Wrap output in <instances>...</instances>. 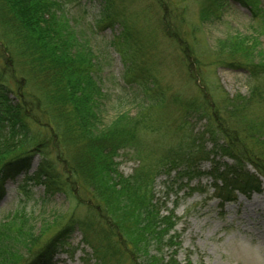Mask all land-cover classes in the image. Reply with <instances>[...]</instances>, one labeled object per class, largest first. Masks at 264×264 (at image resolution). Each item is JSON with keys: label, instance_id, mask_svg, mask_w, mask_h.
<instances>
[{"label": "trees", "instance_id": "trees-1", "mask_svg": "<svg viewBox=\"0 0 264 264\" xmlns=\"http://www.w3.org/2000/svg\"><path fill=\"white\" fill-rule=\"evenodd\" d=\"M117 1L75 0L84 13L89 11L87 3L100 5L96 30L121 27L110 45L124 60L127 81L143 87L146 102L153 106L163 110L172 102L181 106V123L176 128L181 136L176 144L156 152L150 164L142 134L150 127L151 116L146 111L121 112L109 123L103 122V91L94 75L95 54L88 39L59 12L60 2L0 0V25L11 33L9 41L0 42V59L4 60H0V198L7 182L24 173L42 184L49 196L64 193L78 199L79 205L87 201L83 215H72L51 240L34 251L31 247L39 243L40 236L26 214L17 212L0 221V264H53L59 245L77 229L91 246L96 264H191L178 258L177 217L174 209L163 211L166 203L154 191L156 177L165 174L166 180L172 177L171 186L194 188L195 178L210 176L215 191L224 192L227 198H233L235 191L249 194L264 187V118L259 119L251 107L264 94V51L249 45L244 37L224 42L220 48L226 56L220 57L222 64L243 68L256 80L248 97L226 96L225 103L218 104L208 94L205 78L203 99H184L175 93L172 97L146 61L140 30L126 23L129 16L120 18ZM229 1L208 0L202 16ZM234 1L250 6L256 15L260 12L259 0ZM167 13L166 33L180 36L181 26ZM13 43L22 47H9ZM182 48L199 73V59H190L193 48ZM16 52L28 64L30 79L15 73V61L20 64ZM196 115L207 120L201 130L191 124ZM205 136L212 139L209 150L204 146ZM122 151L139 160L129 175L119 169L117 158ZM211 154L232 162L214 156L204 171L198 157ZM36 156L38 164L29 175Z\"/></svg>", "mask_w": 264, "mask_h": 264}, {"label": "rangeland", "instance_id": "rangeland-1", "mask_svg": "<svg viewBox=\"0 0 264 264\" xmlns=\"http://www.w3.org/2000/svg\"><path fill=\"white\" fill-rule=\"evenodd\" d=\"M58 1L59 12L68 17L79 35L88 39L95 54L94 75L103 91L100 97L103 122L109 123L121 112L135 115L146 111L151 116L150 127L144 129L142 134L147 144V160L151 164L158 156L156 152L165 150L179 140L181 132L176 128L181 123V106L176 102L168 104L164 110L162 106H153L146 102L147 94L143 87L133 80L127 81L124 60L119 51L110 45L113 35L118 34L121 27L116 25L101 31L95 29V19L100 9L97 2L87 3L89 11L84 13L81 11L82 5L75 0ZM117 2L115 6L120 18L129 16L126 23L131 24L134 30H140L143 47H146V61L168 94L172 96L175 93L184 99H203L204 93L201 90L204 88V78L209 87L208 94L214 95L218 104L225 103L226 96L248 97L251 94L256 80L250 78L243 68H229L222 64L219 59L226 56L221 54L220 48L225 47L224 42L244 37L250 40L248 42L247 39L249 45H256L258 50L264 51V0L258 2V15L254 14L250 6L231 0L222 6L215 4L217 9L209 16H202L208 0ZM167 12L181 26L180 36L171 37L166 33L164 22L168 20L165 17ZM5 31L0 25V42L9 41L11 37V33ZM16 43L8 45L22 47ZM182 47L193 48L195 51L190 59L193 62V58L199 59V73L190 65ZM16 58L20 64L18 60L15 61V73L17 71L20 76L27 74L26 79H30L28 64L24 63L18 52ZM21 68L25 70L24 73L20 71ZM30 88L33 89V86L30 85ZM262 96L261 100L256 98L255 106H251L253 111L256 109L259 119L264 118V94ZM210 103L214 102L210 100ZM199 117L196 115L191 119L196 130H201L207 123L206 118L200 120ZM205 137L204 146L209 150L212 139ZM214 156L198 157L200 168L209 170ZM214 159L232 162L221 155H216ZM38 160L36 156L29 175L36 169ZM117 160L120 161V171L125 175L131 174L139 163L138 158L123 151ZM27 177L21 173L7 182L5 194L0 198V221L17 212L26 214L36 234L40 236L39 243L33 249L31 247L34 251L51 240L72 215H83L86 211L83 203L87 201L83 200L79 205L78 199L64 193L49 196L42 184ZM166 178L165 174L156 177L154 191L156 197L166 203L163 211H166L165 207L174 209L177 217L175 230L181 240L178 255L181 261L189 260L191 264H264V187L261 192L249 194L235 191L233 198H227L224 192L220 195L215 191L210 176L195 178L191 182L194 188L187 185L180 188L177 187L178 183L171 186L168 182H171L172 177L168 180ZM20 185L25 186V191L20 189ZM57 250L53 264H96L93 250L84 240L81 230L73 232Z\"/></svg>", "mask_w": 264, "mask_h": 264}]
</instances>
